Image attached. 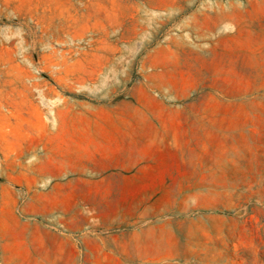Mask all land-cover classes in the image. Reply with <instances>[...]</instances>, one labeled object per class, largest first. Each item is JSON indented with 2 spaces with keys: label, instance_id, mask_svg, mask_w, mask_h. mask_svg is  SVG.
I'll return each mask as SVG.
<instances>
[{
  "label": "rangeland",
  "instance_id": "obj_1",
  "mask_svg": "<svg viewBox=\"0 0 264 264\" xmlns=\"http://www.w3.org/2000/svg\"><path fill=\"white\" fill-rule=\"evenodd\" d=\"M56 181L87 238L159 221L84 264H264V0H0V213Z\"/></svg>",
  "mask_w": 264,
  "mask_h": 264
},
{
  "label": "crops",
  "instance_id": "obj_2",
  "mask_svg": "<svg viewBox=\"0 0 264 264\" xmlns=\"http://www.w3.org/2000/svg\"><path fill=\"white\" fill-rule=\"evenodd\" d=\"M228 24L226 28H228ZM239 29V26H236ZM36 176L53 182L60 177V171L36 173ZM62 182L52 183L45 190L44 199L48 208L43 211L39 207L27 209V217L18 213L11 217H3L0 213V264H84V256H97L98 243L107 250L117 249L123 241L133 242L141 249L144 238V254L150 249L154 254L160 250L157 238V218H150L144 212V226L106 230L99 237L84 236L82 200H75L67 211L65 200L61 196ZM36 209V210H35ZM93 233V232H91ZM90 264H93L91 261ZM96 264V261H95Z\"/></svg>",
  "mask_w": 264,
  "mask_h": 264
}]
</instances>
